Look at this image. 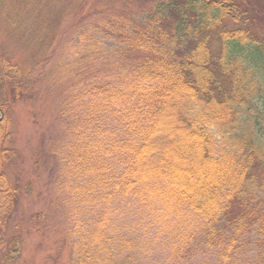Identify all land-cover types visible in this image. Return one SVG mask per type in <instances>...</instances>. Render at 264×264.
<instances>
[{"label": "trees", "instance_id": "obj_1", "mask_svg": "<svg viewBox=\"0 0 264 264\" xmlns=\"http://www.w3.org/2000/svg\"><path fill=\"white\" fill-rule=\"evenodd\" d=\"M149 1L78 28L73 56L50 71L35 66L59 128L42 224L65 232L67 264H142L146 227L171 249L165 264H264L257 13L251 0ZM22 76L0 57V264L35 234L17 220L24 187L7 172L21 160L10 106Z\"/></svg>", "mask_w": 264, "mask_h": 264}, {"label": "rangeland", "instance_id": "obj_2", "mask_svg": "<svg viewBox=\"0 0 264 264\" xmlns=\"http://www.w3.org/2000/svg\"><path fill=\"white\" fill-rule=\"evenodd\" d=\"M250 4L257 13L254 29L264 37V0H251ZM148 7L149 3L146 5L142 0H0V57L23 71L20 80L24 89V98L10 106V120L15 128L14 146L21 160L16 168L9 167L7 172L24 187L22 219L18 215V222L27 231L25 223L35 226V234L25 236L23 250L11 264H67L68 261L63 240L65 232L42 224L46 215H53L51 182L56 166L48 156L47 145L59 128L56 115L49 106L43 105L42 92L47 85L42 84L40 94L38 90L35 92L39 87L37 82L35 84V66L44 61L45 71H50L58 60L71 59L72 38L78 28H89L98 18L118 10L135 16ZM67 82H63V88ZM32 213L42 216L31 219ZM165 242L154 229L146 227L142 264H165L171 252Z\"/></svg>", "mask_w": 264, "mask_h": 264}]
</instances>
